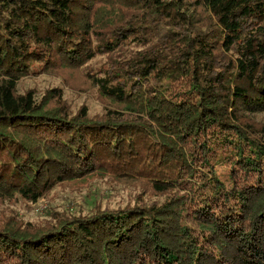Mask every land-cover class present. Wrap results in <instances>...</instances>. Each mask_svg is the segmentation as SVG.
Returning a JSON list of instances; mask_svg holds the SVG:
<instances>
[{
    "label": "trees",
    "instance_id": "obj_1",
    "mask_svg": "<svg viewBox=\"0 0 264 264\" xmlns=\"http://www.w3.org/2000/svg\"><path fill=\"white\" fill-rule=\"evenodd\" d=\"M63 65L121 108L17 91ZM259 112L264 0H0V193L111 176L164 195L0 220V264H264Z\"/></svg>",
    "mask_w": 264,
    "mask_h": 264
},
{
    "label": "rangeland",
    "instance_id": "obj_2",
    "mask_svg": "<svg viewBox=\"0 0 264 264\" xmlns=\"http://www.w3.org/2000/svg\"><path fill=\"white\" fill-rule=\"evenodd\" d=\"M101 57L103 55L99 54L94 59L101 61ZM51 88L54 89L48 91ZM28 89H32L38 99L48 91L51 104H66L74 111L86 107L89 113L95 114L122 106L103 95L82 67L63 65L25 75L19 79L17 91ZM257 116L264 118V112H259ZM217 169L225 178L221 167L217 166ZM163 197L147 182L129 177H94L88 183L65 181L55 184L35 201L19 194L0 193V220L37 227L54 221L60 215L90 213L95 207H116L128 202L161 200Z\"/></svg>",
    "mask_w": 264,
    "mask_h": 264
}]
</instances>
